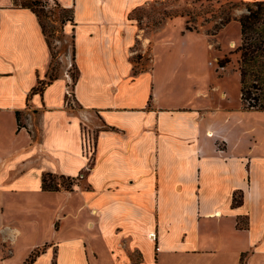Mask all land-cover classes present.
<instances>
[{
	"label": "crops",
	"instance_id": "0c3cea01",
	"mask_svg": "<svg viewBox=\"0 0 264 264\" xmlns=\"http://www.w3.org/2000/svg\"><path fill=\"white\" fill-rule=\"evenodd\" d=\"M56 1L76 23L68 101V74L31 94L51 52L35 14L0 0V264L30 237L33 264H264V110L239 70L204 68L195 47L177 62L155 37L138 70L130 13L164 0ZM48 173L77 184L44 191Z\"/></svg>",
	"mask_w": 264,
	"mask_h": 264
},
{
	"label": "rangeland",
	"instance_id": "374dc122",
	"mask_svg": "<svg viewBox=\"0 0 264 264\" xmlns=\"http://www.w3.org/2000/svg\"><path fill=\"white\" fill-rule=\"evenodd\" d=\"M32 1L33 0H16L15 4L26 5L30 4ZM39 1L46 5V11L50 17L45 22V30L49 36L48 39L50 40L54 53L56 54L54 74L59 77L68 74L72 81V77L76 74L75 55L71 38L73 34V24L70 22H66L65 24L60 23L59 10L55 7L53 0ZM256 1L259 0H238L236 2L230 0H224L223 2L217 0H164L162 4L154 6V8L133 11L130 15L135 19L137 18L139 23L135 36L138 37V42L133 49V52L136 51V54H134L136 56L133 58V62L138 70L145 68V65L150 61L149 54L151 52V46H153L147 38L155 37L157 41L162 42V45H164V47L160 49V52L170 54V57H175L174 60H177V62L181 63V61H185L178 59V57L181 56L184 51H191L192 47H195L202 52V64L204 68L206 66L209 70H214L215 68V70L221 71L224 70L226 66L228 72H231L233 69L239 70V61L241 59L238 50L241 46L239 19L249 14L248 6L252 7L253 3ZM253 8L256 9L255 6H253ZM52 28L55 30L54 32H51ZM256 29L257 33H253L251 36L264 37L260 36L264 31L263 22L260 21L257 23ZM80 31L84 36L85 24H81ZM233 40H235L236 43L240 41V44L234 46L233 49H229V47H232L229 44H231ZM250 41H253V39ZM220 43L221 47H219ZM221 54L223 57L218 58V63L215 57H219ZM71 85L72 83L69 85L68 89L72 94L70 99H73ZM254 85L259 87L256 82ZM259 93V91H254L253 97L258 96ZM93 141L94 150L96 135L92 142ZM92 156L93 155H91L90 158ZM92 160L93 158L89 160V163H91ZM57 181L62 182L61 179ZM73 202L76 203V199L71 203L70 200L65 199L67 205H71ZM44 231H46L44 235L48 234L45 226ZM47 237H51V233H49ZM39 241L37 239L32 240V237L29 239L24 238L13 252V255L9 258L8 264H23L28 258L31 248L38 244ZM54 249H52L51 252L53 257L55 252L53 251ZM9 254L11 255V253H8V255ZM62 259L68 260V254L64 251ZM47 261L48 259L44 258L39 264H47Z\"/></svg>",
	"mask_w": 264,
	"mask_h": 264
},
{
	"label": "trees",
	"instance_id": "16d2710c",
	"mask_svg": "<svg viewBox=\"0 0 264 264\" xmlns=\"http://www.w3.org/2000/svg\"><path fill=\"white\" fill-rule=\"evenodd\" d=\"M16 0H14L15 4ZM55 7L59 10L60 23L65 24L70 22L73 24V34H72V48L74 50V31L76 23L74 21V10L73 8H64L56 0H53ZM23 8L30 9L41 26L42 32L46 38V42L49 46L52 60L48 72V81H39L38 86L33 88L31 94L42 93L45 86L50 84L53 80L58 79L59 76L54 74V61L56 59V54L51 46L50 40L46 33L45 22L50 18L48 12L46 11V5L39 0H33L30 4L17 5ZM256 7V9L253 8ZM253 6H248L249 14L242 16L239 19L240 30H241V46L239 47V52L241 59L239 61V73L241 76V92L242 100L248 109L264 110V37H252L251 34L257 33L256 24L260 21L264 24V1L259 0L253 3ZM55 30L52 28L51 32ZM263 34L260 36H264ZM253 39V41H250ZM75 55V54H74ZM76 74L72 77V90H74L75 84L79 77V71L75 65ZM259 85L255 86L254 83ZM254 91H259L258 96H254ZM65 100L68 101L69 97L66 95ZM69 104V103H68ZM18 125L20 123V114L17 113ZM61 179L62 182L57 180ZM76 178H69L64 176H59L56 174H45L42 177V189L44 191H72L77 184ZM234 205L242 204V199H239L236 195L233 199ZM241 223H246L244 220L238 223L239 227H242ZM43 249L38 248L34 250L29 257L26 259L24 264H33L37 257L41 254ZM55 264V261L53 262ZM242 264H245L244 258H242Z\"/></svg>",
	"mask_w": 264,
	"mask_h": 264
},
{
	"label": "built area",
	"instance_id": "2783aa9c",
	"mask_svg": "<svg viewBox=\"0 0 264 264\" xmlns=\"http://www.w3.org/2000/svg\"><path fill=\"white\" fill-rule=\"evenodd\" d=\"M66 95L70 99V97H71L72 94L70 93L69 89H68ZM84 139H85V150H86L87 153L90 152V154H91L92 151H93V148H94V141L92 142L93 137H91V135H89L88 133H86ZM150 237L152 238V240H154V241L156 240V235L154 233H151ZM157 250H159L158 245H157Z\"/></svg>",
	"mask_w": 264,
	"mask_h": 264
}]
</instances>
